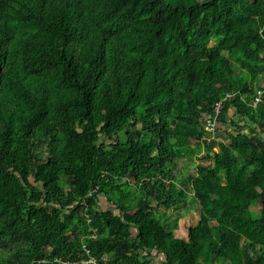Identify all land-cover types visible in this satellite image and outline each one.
<instances>
[{
	"label": "trees",
	"instance_id": "trees-1",
	"mask_svg": "<svg viewBox=\"0 0 264 264\" xmlns=\"http://www.w3.org/2000/svg\"><path fill=\"white\" fill-rule=\"evenodd\" d=\"M260 77L264 0H0V264H264Z\"/></svg>",
	"mask_w": 264,
	"mask_h": 264
},
{
	"label": "rangeland",
	"instance_id": "rangeland-1",
	"mask_svg": "<svg viewBox=\"0 0 264 264\" xmlns=\"http://www.w3.org/2000/svg\"><path fill=\"white\" fill-rule=\"evenodd\" d=\"M235 76L240 78L241 72L239 69L235 71ZM259 83L257 84V88L260 89L264 87V78L260 77L258 79ZM231 120L233 119L240 124L243 123L244 120L242 117L235 112L234 109L230 111ZM237 129V126L232 124L231 125ZM256 128V125H254ZM232 129V130H233ZM246 132H249L248 128L244 129ZM121 140L126 141L127 137L125 133H121L120 135ZM219 142H227L228 140L219 137ZM187 152L190 153L189 157H187L184 161H179L176 166L174 167L175 175H176V184L177 186H181V181L184 180L185 177L189 176H197L198 170L203 169L208 162H206L203 156L208 152L206 144L202 142H197L193 140L192 144L188 147H183ZM133 184V182H132ZM193 193L189 192L185 197H179L178 200L175 202L174 207L166 210V215H163L165 209L164 206H160L158 209V213H154V216L160 217L163 223H166L167 226L173 229L178 237H186L187 231L190 226H193L197 223L199 219L198 212L195 208V205L192 204L193 200ZM99 209H112L116 213L118 210L109 203L107 198L103 195H99V202H98ZM253 212L258 213L260 211V205L258 204L255 207H252ZM262 257L264 258V251L262 252ZM162 260V256L154 257L153 262L155 264H159ZM214 264H227V263H219L215 262Z\"/></svg>",
	"mask_w": 264,
	"mask_h": 264
},
{
	"label": "built area",
	"instance_id": "built-area-1",
	"mask_svg": "<svg viewBox=\"0 0 264 264\" xmlns=\"http://www.w3.org/2000/svg\"><path fill=\"white\" fill-rule=\"evenodd\" d=\"M231 98H233V94L226 93L224 99L222 101H218L215 104V106H214V118L213 119H208L206 121V126H207L208 130H210L212 133H214L216 131V120H217V117L222 112L223 102L226 101L227 99H231ZM261 101H262V91H259L258 95L256 96V98L254 100V105L255 106L258 105ZM94 192H96V190ZM86 263L87 264H97V262L94 259L90 260V261H88Z\"/></svg>",
	"mask_w": 264,
	"mask_h": 264
},
{
	"label": "clouds",
	"instance_id": "clouds-1",
	"mask_svg": "<svg viewBox=\"0 0 264 264\" xmlns=\"http://www.w3.org/2000/svg\"><path fill=\"white\" fill-rule=\"evenodd\" d=\"M253 88L255 89V93H256V94H255V96L253 97V99H251L250 102H251V104H252L254 107H256L257 105H256V106L254 105V100H255L256 96L258 95V92H259V91H262V101H263L264 93H263V90H261V88H260V89L257 88V83H255V84L253 85ZM262 89H264V87H262ZM227 93H231V94H233V97H235V94H234V93H232V92H227ZM241 99H242L243 102H246V97H245V96L241 95ZM262 101H261V102H262ZM261 102H260V103H261Z\"/></svg>",
	"mask_w": 264,
	"mask_h": 264
}]
</instances>
